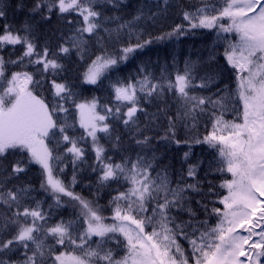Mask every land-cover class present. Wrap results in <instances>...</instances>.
<instances>
[{
  "label": "snow or ice",
  "instance_id": "6c2138e0",
  "mask_svg": "<svg viewBox=\"0 0 264 264\" xmlns=\"http://www.w3.org/2000/svg\"><path fill=\"white\" fill-rule=\"evenodd\" d=\"M129 9L0 0V264H264V0Z\"/></svg>",
  "mask_w": 264,
  "mask_h": 264
},
{
  "label": "trees",
  "instance_id": "16d2710c",
  "mask_svg": "<svg viewBox=\"0 0 264 264\" xmlns=\"http://www.w3.org/2000/svg\"><path fill=\"white\" fill-rule=\"evenodd\" d=\"M129 2L132 5V9L135 8L136 4L138 3V0H129ZM132 9H129L131 11ZM178 22V21H177ZM171 23V17L169 18V22ZM168 24L166 23L164 25V28L166 29ZM159 30V29H158ZM212 42V34L205 31L198 32L195 36H189L182 39L181 42L177 44H158L152 46L150 49H148L144 54L137 56V58L133 61H131L126 67H124L123 72L121 75H126L129 71H131L135 65L140 61L147 59L149 57L152 58V60H156L157 57L160 58L161 61L164 59L171 60V56L173 53L176 55V57L182 62L183 59L186 56H191L192 59H196L200 55H207L206 48L208 45H210ZM70 68L74 67L73 65H69ZM70 76L75 75L74 72L69 73ZM93 94H101L103 93H93V91L88 88L84 91V96H91ZM203 131V130H202ZM187 149L185 147L176 148L175 145H173L171 148L162 147L160 151L163 153V159L165 162L171 161L173 165L176 168L180 167V159L183 155V152ZM194 156L193 159L200 156H207L208 149L206 146H196L194 148ZM35 172V169H34ZM70 170H69V176H70ZM88 175L85 173L83 174V179L81 183H79L75 191L78 193H81L85 197H90L91 192L88 187L85 186V181H87ZM34 183L39 186V180L34 178ZM108 196L105 194L103 199L101 200V203H107ZM70 210L63 211V215L67 217L68 212Z\"/></svg>",
  "mask_w": 264,
  "mask_h": 264
}]
</instances>
